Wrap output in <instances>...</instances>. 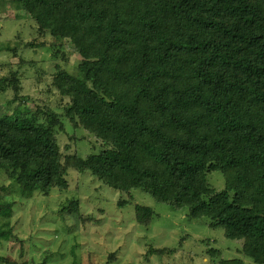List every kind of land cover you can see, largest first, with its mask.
Masks as SVG:
<instances>
[{
	"label": "trees",
	"instance_id": "trees-1",
	"mask_svg": "<svg viewBox=\"0 0 264 264\" xmlns=\"http://www.w3.org/2000/svg\"><path fill=\"white\" fill-rule=\"evenodd\" d=\"M0 6L29 15L41 34L69 40L82 58L76 76L61 71L53 79L69 99L63 114L38 107L0 116V169L21 195L64 194L69 170L89 173L129 195L118 207L134 206L142 227L157 214L133 205V191L243 243L229 259L216 241H203L207 263L264 264V0H0ZM13 75L0 84L22 81V73ZM67 127L70 142L77 145L82 130L104 150L86 158L64 154L58 134ZM213 172L226 177L220 193L209 188ZM5 190L0 186V242L8 243L18 238L16 203L2 196ZM58 205L56 214L70 227L97 222L76 197ZM184 241L148 253L175 255ZM0 264L35 263L0 257Z\"/></svg>",
	"mask_w": 264,
	"mask_h": 264
},
{
	"label": "rangeland",
	"instance_id": "rangeland-1",
	"mask_svg": "<svg viewBox=\"0 0 264 264\" xmlns=\"http://www.w3.org/2000/svg\"><path fill=\"white\" fill-rule=\"evenodd\" d=\"M81 62L69 40L41 34L38 24L25 13L0 10V80L11 82L14 73H22L19 84H0V116L14 117L38 107L63 114L69 99L60 95L53 79L61 71L76 76ZM15 89L19 90L18 97ZM72 132L68 127L59 131L64 154L86 158L104 150L96 138L82 130L77 131L79 142L75 145L70 142ZM68 181L69 190L64 194L54 190L49 195H21L17 182L0 169V186L6 188L2 196L16 203L13 224L18 238L0 242V257L32 260L35 264L45 259L47 264H107L111 257V264H210L206 262L203 241H216V247L229 259L243 244L228 241L223 231L211 229L207 220H190L185 210L170 209L146 192L133 191V205L151 207L157 214L150 227H142L136 222L134 206L118 207L119 202L129 200L128 194L109 188L89 173L69 170ZM207 182L212 192L226 188V177L220 172L209 173ZM75 197L80 200L81 212L92 215L97 222L77 230L74 223L70 227L56 214L60 198ZM182 238L185 241L175 255L148 253L150 247H176ZM244 261L254 264L250 259Z\"/></svg>",
	"mask_w": 264,
	"mask_h": 264
}]
</instances>
